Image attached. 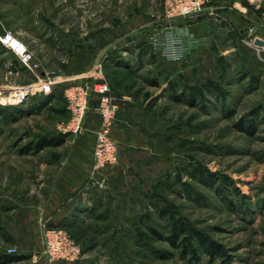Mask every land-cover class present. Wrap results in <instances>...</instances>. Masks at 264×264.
Listing matches in <instances>:
<instances>
[{
	"label": "rangeland",
	"instance_id": "obj_1",
	"mask_svg": "<svg viewBox=\"0 0 264 264\" xmlns=\"http://www.w3.org/2000/svg\"><path fill=\"white\" fill-rule=\"evenodd\" d=\"M166 1L0 0V35L22 40L31 65L0 41V89L45 71L68 79L0 104V264H264V0H208L171 18ZM102 82L116 103L148 112L133 155L141 173L118 199L108 194V210L95 198L53 222L49 161L85 129L64 130L63 91L90 83V111ZM43 136L63 139L42 146ZM104 168L79 188L88 199L92 185L105 192ZM50 229L75 242L76 257L51 260Z\"/></svg>",
	"mask_w": 264,
	"mask_h": 264
},
{
	"label": "crops",
	"instance_id": "obj_2",
	"mask_svg": "<svg viewBox=\"0 0 264 264\" xmlns=\"http://www.w3.org/2000/svg\"><path fill=\"white\" fill-rule=\"evenodd\" d=\"M226 12L230 11L226 10ZM117 99L118 110L112 132L120 144V149L118 162L98 171L106 180L107 188L104 193L92 185L90 199H88L86 194L83 191L80 192L79 189L88 179V171L92 165L94 132L100 124V116L93 108L88 111L84 121L85 129L79 133L74 145L70 146L67 156L57 161L48 160L50 167L58 164L56 175L48 191L49 199L46 204V214L52 217L53 222L77 215L81 207L90 208L89 200L95 198L101 202L104 201L106 205L103 208L108 210L111 205L109 204L111 197L108 194L114 196L117 192H124L128 186L132 185L131 182H135L133 179L135 172L141 173L139 168L142 167V162L134 161L133 155H138L147 140V136L143 133V126L149 125L146 121L148 112L143 107L134 105L132 100L125 96L117 95ZM99 207L97 210H100ZM64 262L67 261H56L58 264Z\"/></svg>",
	"mask_w": 264,
	"mask_h": 264
},
{
	"label": "built area",
	"instance_id": "obj_3",
	"mask_svg": "<svg viewBox=\"0 0 264 264\" xmlns=\"http://www.w3.org/2000/svg\"><path fill=\"white\" fill-rule=\"evenodd\" d=\"M208 0H167L165 11L168 18L180 17L198 12ZM0 41L10 48L21 61L31 68L29 64L30 52L26 44L7 31L0 35ZM36 66V64L34 65ZM29 83L0 89V104H11L26 100L36 92H47L54 83L66 82V76L45 71ZM95 91L99 93V100L94 109L101 117V124L95 131V140L92 151V166L94 171L111 166L118 162L119 144L112 136L111 129L114 123L117 103L105 82L95 85ZM90 83H72L63 91L70 112L69 120L64 124V130L79 132L83 128L87 111L90 107ZM46 248L51 260L68 258L73 259L79 253V247L62 230L50 229L46 232Z\"/></svg>",
	"mask_w": 264,
	"mask_h": 264
},
{
	"label": "trees",
	"instance_id": "obj_4",
	"mask_svg": "<svg viewBox=\"0 0 264 264\" xmlns=\"http://www.w3.org/2000/svg\"><path fill=\"white\" fill-rule=\"evenodd\" d=\"M6 111L7 110H6V108L4 106H0V112L5 113ZM62 139H63V136L58 137V138L43 136V138H42V140L40 142H41L42 146H45V145L47 146L48 144H60L62 142ZM185 230H186L185 227H183L181 225H178V231L179 232H183ZM190 234H191L192 238L193 237L198 238L200 243L206 244L207 240L205 238H203V236L199 232H197L195 230H190ZM184 240L186 242V247L185 248L188 249L189 242L191 241V239L189 240V242H187L188 240L185 237Z\"/></svg>",
	"mask_w": 264,
	"mask_h": 264
},
{
	"label": "water",
	"instance_id": "obj_5",
	"mask_svg": "<svg viewBox=\"0 0 264 264\" xmlns=\"http://www.w3.org/2000/svg\"><path fill=\"white\" fill-rule=\"evenodd\" d=\"M255 42H256L257 44H263V41H262L261 39H258V38L255 40Z\"/></svg>",
	"mask_w": 264,
	"mask_h": 264
}]
</instances>
